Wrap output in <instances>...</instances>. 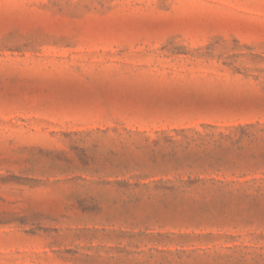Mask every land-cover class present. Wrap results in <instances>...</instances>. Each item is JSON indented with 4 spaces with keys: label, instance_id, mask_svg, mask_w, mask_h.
<instances>
[{
    "label": "rangeland",
    "instance_id": "374dc122",
    "mask_svg": "<svg viewBox=\"0 0 264 264\" xmlns=\"http://www.w3.org/2000/svg\"><path fill=\"white\" fill-rule=\"evenodd\" d=\"M0 264H264V0H0Z\"/></svg>",
    "mask_w": 264,
    "mask_h": 264
},
{
    "label": "trees",
    "instance_id": "16d2710c",
    "mask_svg": "<svg viewBox=\"0 0 264 264\" xmlns=\"http://www.w3.org/2000/svg\"><path fill=\"white\" fill-rule=\"evenodd\" d=\"M204 127L208 128V129H211V130H217L218 129L216 126L209 125V124L204 125ZM252 127H253V125L246 124V125H238V126L227 127L226 129H228V130L229 129H233V130H235L238 133L246 134L248 129L252 128ZM187 132H192V133H194L196 135L200 134L199 132H197L195 130H192V129H190V130H180L178 133L185 134Z\"/></svg>",
    "mask_w": 264,
    "mask_h": 264
}]
</instances>
